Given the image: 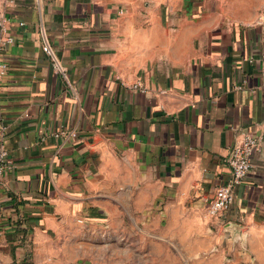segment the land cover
<instances>
[{"label":"crops","instance_id":"0c3cea01","mask_svg":"<svg viewBox=\"0 0 264 264\" xmlns=\"http://www.w3.org/2000/svg\"><path fill=\"white\" fill-rule=\"evenodd\" d=\"M0 13L16 37L0 76L16 163L0 178V264H113L97 232L161 203L206 208L246 131L260 148L213 218L264 264V0H0Z\"/></svg>","mask_w":264,"mask_h":264},{"label":"rangeland","instance_id":"374dc122","mask_svg":"<svg viewBox=\"0 0 264 264\" xmlns=\"http://www.w3.org/2000/svg\"><path fill=\"white\" fill-rule=\"evenodd\" d=\"M217 220L203 207L161 203L144 210L142 223L116 225L111 235L98 231L96 252L113 264H255L247 242L230 225L225 233L232 234L222 237Z\"/></svg>","mask_w":264,"mask_h":264},{"label":"built area","instance_id":"2783aa9c","mask_svg":"<svg viewBox=\"0 0 264 264\" xmlns=\"http://www.w3.org/2000/svg\"><path fill=\"white\" fill-rule=\"evenodd\" d=\"M10 22L11 19L8 16L0 13V76L5 75L9 71V63L4 59V54L7 47L16 40L15 35L9 30ZM24 23V21H20V24ZM43 49L50 55L53 69L55 71L61 70L62 65L58 55L56 54L55 49L46 34ZM262 60V68L264 71V57ZM134 87L139 88L142 91H146V87L141 81H137L134 84ZM51 134L56 138H68L76 136L77 131L75 129L60 127ZM260 145L261 137L253 134L252 132L246 131L242 133V136L232 148L228 158L230 175L220 182L213 196L205 198L206 209L210 216H219L229 209L235 199V187L243 182L244 178L251 170L253 166L252 156L254 152L260 148ZM15 167L16 163L10 155L9 148L7 147L0 130V178L3 174H5V172L10 171Z\"/></svg>","mask_w":264,"mask_h":264},{"label":"water","instance_id":"95a60500","mask_svg":"<svg viewBox=\"0 0 264 264\" xmlns=\"http://www.w3.org/2000/svg\"><path fill=\"white\" fill-rule=\"evenodd\" d=\"M27 264H29V263H27Z\"/></svg>","mask_w":264,"mask_h":264}]
</instances>
